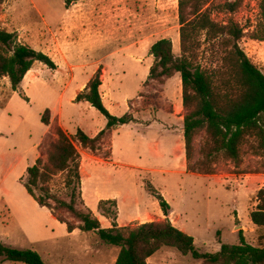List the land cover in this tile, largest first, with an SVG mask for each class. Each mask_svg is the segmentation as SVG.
<instances>
[{
    "label": "rangeland",
    "instance_id": "obj_1",
    "mask_svg": "<svg viewBox=\"0 0 264 264\" xmlns=\"http://www.w3.org/2000/svg\"><path fill=\"white\" fill-rule=\"evenodd\" d=\"M232 1L235 0H212L207 7L215 21L224 23L233 19L245 29L246 37L240 46L264 71V43L250 39L260 21V0H243L233 14L219 9ZM0 26L15 31L18 41L50 56L58 65V72L53 73L48 66L36 62L34 76H42L24 89L31 106H26V100L19 96L12 102L11 116L0 119V130L13 133L8 140H0V148L8 151V157L0 159L1 242L35 250L46 264H67L68 260L60 261L62 256L70 259L71 264H113V258L118 256L120 248L103 242L96 233L70 236L66 225L49 209L40 207L22 182L33 157L29 149L46 128L42 117L49 118L52 124L51 108L67 87L70 88L65 98L63 126L58 114L40 147L39 158L47 159L59 127L72 138L79 129L95 136L106 127L107 119L89 103L69 104V97L75 91L82 93L88 81L101 70L104 105L116 117L131 114L136 120L113 133L114 159L106 158L112 156V131L105 135L100 151L95 154L76 142L84 160L83 192L90 205L98 197L114 198L121 202L124 216L142 210L128 227L135 228L164 219L161 207L154 203L155 194L160 193L172 205L171 222L195 239L201 253H216L222 244H240V231L247 243L264 246V227L254 226L250 218L258 205V192L264 188L263 160L253 154L251 144L244 147L240 167L222 159L208 175L191 171L185 175H164L137 169L178 170L186 164L185 147L184 159L174 152L170 154L166 146L161 157H156L149 148L150 143L165 134L167 124L178 132L184 128L186 112L180 75L163 83L149 78L154 64L153 44L169 39L175 55L181 54L179 0H84L70 8H66L65 0H0ZM202 51V61H206L208 47L205 45ZM48 109L50 113H45ZM178 136V133L170 135L172 148L180 140ZM205 139V132L195 137L190 165L203 160L201 149ZM104 161L114 164L103 166ZM54 189L61 198H67L63 189L57 186ZM7 209L13 213L10 219L6 217ZM118 212L119 208H111V217L115 218ZM56 215L77 223L64 211H57ZM149 264L203 262L166 247Z\"/></svg>",
    "mask_w": 264,
    "mask_h": 264
},
{
    "label": "trees",
    "instance_id": "obj_2",
    "mask_svg": "<svg viewBox=\"0 0 264 264\" xmlns=\"http://www.w3.org/2000/svg\"><path fill=\"white\" fill-rule=\"evenodd\" d=\"M84 0H65L66 8ZM212 0H179L180 56L174 53L173 43L161 39L151 47L154 64L149 78L165 82L176 75L182 81L184 116V142L188 171L211 174L213 165L226 160L240 167L244 147L251 144V151L263 160L264 167V71L258 67L240 46L246 37L245 29L233 19L220 23L211 15ZM243 0L226 2L221 11L233 14ZM207 7V8H206ZM250 39L264 43V0H260V21ZM208 47L209 57L202 61V49ZM40 62L55 70L52 58L31 46L18 41L16 33L0 26V79L9 78L13 91L18 92L26 75ZM102 71L87 84L76 101L88 102L106 119L107 126L96 137H90L79 129L75 137L57 128V140L51 145L47 159L38 158L27 169L23 185L37 204L47 208L69 233L79 229L96 233L99 238L120 248L116 264H149L148 260L163 248L177 249L182 255H190L203 264H264V246L247 243L240 231V244H222L216 253H201L195 239L172 224L168 216L171 207L160 194L159 201L165 221L147 222L135 228H120L111 217V208H117L114 200L101 201L103 216L112 219L113 228L104 229L94 214L87 209L82 193V155L76 142L92 153L100 151L103 138L113 129L134 121L131 114L116 117L104 105L100 88ZM26 100L29 99L21 93ZM45 113H50L49 109ZM42 123L50 125V119L42 117ZM206 133L201 152L203 160L190 165L194 154V139ZM110 158V157H106ZM189 163V165H188ZM196 167V168H195ZM65 191V199L55 187ZM258 205L251 213L252 223L264 227V188L258 192ZM109 207V208H107ZM64 211L77 224L56 215ZM0 258L3 262L46 264L42 256L32 249H19L0 241Z\"/></svg>",
    "mask_w": 264,
    "mask_h": 264
},
{
    "label": "crops",
    "instance_id": "obj_3",
    "mask_svg": "<svg viewBox=\"0 0 264 264\" xmlns=\"http://www.w3.org/2000/svg\"><path fill=\"white\" fill-rule=\"evenodd\" d=\"M12 33H15V31H12ZM21 42V41H19ZM22 43V42H21ZM53 60V59H52ZM54 61V60H53ZM55 62V61H54ZM56 64V63H55ZM57 65V64H56ZM58 67V65H57ZM52 70V69H51ZM54 71L53 73H56L58 72V70L56 71L55 70H52ZM33 76V77H32ZM42 76V75H41ZM40 75L39 76H34V70L32 69L25 77V79L23 80L22 84H21V87L19 89L18 92H15L13 91L12 87H11V83H10V80L9 78H4L3 80H0V119L1 117H8V116H11L10 115V111H11V108H12V102L14 100H16L17 97H21V93L24 94L25 90L24 89H28L27 86H30V85H33L35 84L39 78L41 77ZM32 77V78H31ZM172 79V78H171ZM90 81V80H89ZM88 81V83H89ZM69 83V82H68ZM87 86V85H86ZM85 86V88H86ZM70 87H67L66 91H64L63 93L60 94L59 96V100L58 102L51 108V115H52V118H51V123L53 124L55 122V120L58 119V114H60V121H59V124L61 126H63V120L65 118V113H66V107H65V98H66V94H67V90L69 89ZM26 93V92H25ZM80 93H77V91H75L71 97H69V104L71 105H75V103H85L87 104L88 102H77L76 101V98L77 96L79 95ZM27 97V94L25 95ZM29 99V101H26V106L27 105H30L31 106V101H30V98L27 97ZM5 101V102H4ZM25 101V100H24ZM73 101L75 103H73ZM109 110V109H108ZM57 118V119H56ZM136 119L134 118V121ZM170 122H172L171 120H169ZM43 124V123H42ZM52 124L49 125V126H46L44 125L46 128H45V131L42 133L41 137L33 144V146H31V148L29 149V151L33 154V157H32V161L30 162V164H28V166H26L27 168L33 166V164L35 163V161L39 158V153H40V147L42 146L45 138L47 137V134L50 132V129L52 127ZM107 126V125H106ZM122 127V126H120ZM120 127H117L115 129L112 130V137H111V141H112V146H111V158H108V159H114L115 155H114V139H113V133L115 131H118ZM106 128V127H105ZM104 128V129H105ZM148 128H150V126H148ZM103 129V130H104ZM165 134L164 135H161V137L158 139L157 142H152L150 143V150L154 152V154L156 155V157H161L163 156V147H167V149L169 150L168 152L171 154V152H174L177 156H179L180 158L184 159V147H185V144L183 146L182 144V138H184V128L181 127V129L179 130V132L177 131V129L175 128H172L171 126H169L167 124V126L165 127ZM102 130H100L101 132ZM175 131V132H174ZM99 132V133H100ZM98 133V134H99ZM173 133H178V137L180 140H177L175 142V145L173 146V148L171 147V142L169 140L170 138V135L173 134ZM97 134V135H98ZM97 135L95 136H90V137H96ZM10 137H13V133L7 131V130H0V140L2 139H6L8 140ZM185 143V142H184ZM0 159H6L8 157V151L6 149H3L2 146L0 148ZM95 154V153H93ZM173 156V155H171ZM185 157H186V152H185ZM103 161V160H102ZM105 164H103V166L105 165H113L114 162L113 161H104ZM123 165V164H121ZM125 166H128L130 167V165H125ZM186 168V171H183L182 169L183 168ZM133 168V167H132ZM139 169V171H143V172H147V173H155V174H164V175H167V174H178V175H185V174H191L188 172V167H187V159H186V164L182 165V168H179L177 167L178 170H170V169H167V168H164V167H160V168H152V169H148V168H137ZM84 160L82 162V166H81V175H82V193H83V199L85 201V205L87 207V209H89L96 218L99 219L100 223H101V226L102 228L104 229H110V228H113V220L112 219H109L105 216H103L102 212H101V209L99 208V205H100V202L101 201H110V200H114L117 202V208H119V214H117V218L115 219V222L116 224L118 225V227L120 228H123V227H129L131 223H133V221L135 220L136 216L138 214L141 213L142 210H139V209H136L135 211H133L130 215H126L124 216L123 212L121 213L120 211V207H121V202H119V199H114V198H105L103 199V197H98L92 205H90V203L88 202L87 198H86V195L84 194L83 192V180H84ZM160 194V193H159ZM162 195V194H160ZM163 196V195H162ZM164 197V196H163ZM164 199L166 200V198L164 197ZM5 201V200H4ZM35 201V200H34ZM36 202V201H35ZM169 203V201H167ZM37 203V202H36ZM154 203L156 204V206L158 207H161L160 204H159V201L157 199H155ZM170 207L172 206L171 203L169 204ZM10 207V205H9ZM159 210V209H158ZM162 210V209H161ZM7 212H8V216L6 215V217H8V219H10V216L11 214L13 213H10V210L7 209ZM160 212V211H159ZM160 213H163L160 212ZM171 213V212H170ZM164 215V214H163ZM5 217V216H4ZM168 218H172L170 216H168ZM167 218L164 216V219L163 220H159V221H165ZM171 221V220H170ZM77 224V223H75ZM173 224V223H172ZM65 225V224H64ZM174 226H176L175 224H173ZM254 225V224H253ZM255 226V225H254ZM67 227V225H66ZM177 227V226H176ZM257 227V226H256ZM179 228V227H177ZM180 230H182L184 232L185 229H182V228H179ZM68 231V229H67ZM81 231L79 229H76L74 232L72 233H69L70 236H80L82 234H84L85 232H82L80 233ZM80 233V234H79ZM92 233V232H91ZM6 245V244H5ZM11 247H14V246H11ZM15 248V247H14ZM21 249V248H19ZM120 252V251H119ZM119 255V254H118ZM117 257H114L113 258V264H116V261H117ZM61 260L60 261H67L68 260V263L67 264H71L70 262V259H65L64 256L60 257ZM151 259V258H150ZM150 259L148 260V263L150 261ZM45 261V260H44ZM10 263H13V264H23V263H15V262H10ZM3 264H9L8 262H3Z\"/></svg>",
    "mask_w": 264,
    "mask_h": 264
}]
</instances>
